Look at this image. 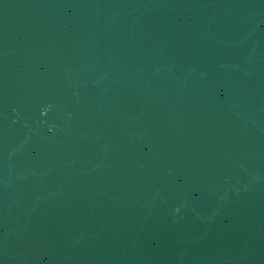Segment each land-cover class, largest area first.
I'll return each mask as SVG.
<instances>
[{"label": "water", "instance_id": "obj_1", "mask_svg": "<svg viewBox=\"0 0 264 264\" xmlns=\"http://www.w3.org/2000/svg\"><path fill=\"white\" fill-rule=\"evenodd\" d=\"M0 264H264V0H0Z\"/></svg>", "mask_w": 264, "mask_h": 264}]
</instances>
